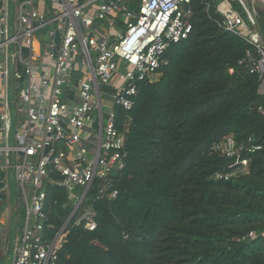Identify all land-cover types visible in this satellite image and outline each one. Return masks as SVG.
<instances>
[{
	"label": "built area",
	"instance_id": "built-area-1",
	"mask_svg": "<svg viewBox=\"0 0 264 264\" xmlns=\"http://www.w3.org/2000/svg\"><path fill=\"white\" fill-rule=\"evenodd\" d=\"M216 12L225 30L254 48L239 65L258 76L264 99V39L255 12L242 0H223ZM191 17V0H0L1 259L63 264L70 226L97 228L90 192L97 184L98 200L117 198L112 175L127 157L129 124L119 129L116 110H133L141 85L153 82L170 64V48L189 38ZM262 149L254 137L225 136L212 151L231 165L214 179L248 176L249 156ZM49 187L65 193L63 209H70L58 228Z\"/></svg>",
	"mask_w": 264,
	"mask_h": 264
},
{
	"label": "trees",
	"instance_id": "trees-1",
	"mask_svg": "<svg viewBox=\"0 0 264 264\" xmlns=\"http://www.w3.org/2000/svg\"><path fill=\"white\" fill-rule=\"evenodd\" d=\"M221 1L191 0L189 38L141 85L132 111L116 110L119 129L129 124L125 165L112 175L118 196L98 200L92 188L97 228L70 226L63 264H264V99L239 65L254 48L225 30ZM253 11L264 39V9ZM228 135L263 149L249 156L248 176L216 180L231 161L212 147ZM64 203L49 187L55 228Z\"/></svg>",
	"mask_w": 264,
	"mask_h": 264
},
{
	"label": "rangeland",
	"instance_id": "rangeland-1",
	"mask_svg": "<svg viewBox=\"0 0 264 264\" xmlns=\"http://www.w3.org/2000/svg\"><path fill=\"white\" fill-rule=\"evenodd\" d=\"M244 2V4L248 7L249 10L253 11L255 10L258 6L260 7V9H264V2L262 0H242ZM219 2V1H218ZM263 3V4H262ZM234 9L238 12V14L240 15V17L247 23L250 24V21L245 13V11L243 10V8L237 3L234 2L233 3ZM95 57V56H94ZM81 58V57H80ZM76 71H78L80 69V64L79 62L76 63L75 66ZM84 71L87 70V67L84 66ZM96 131H94L93 133H95ZM13 173V172H12ZM10 184L12 186V190L14 192V195L17 193V184L16 181L14 179V175L11 174V180H10ZM13 204H16V199L12 200ZM0 211L2 212V207H0ZM0 264H11L10 260L8 257L1 259L0 257Z\"/></svg>",
	"mask_w": 264,
	"mask_h": 264
},
{
	"label": "bare ground",
	"instance_id": "bare-ground-1",
	"mask_svg": "<svg viewBox=\"0 0 264 264\" xmlns=\"http://www.w3.org/2000/svg\"><path fill=\"white\" fill-rule=\"evenodd\" d=\"M264 2V0H262Z\"/></svg>",
	"mask_w": 264,
	"mask_h": 264
}]
</instances>
